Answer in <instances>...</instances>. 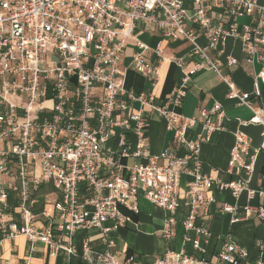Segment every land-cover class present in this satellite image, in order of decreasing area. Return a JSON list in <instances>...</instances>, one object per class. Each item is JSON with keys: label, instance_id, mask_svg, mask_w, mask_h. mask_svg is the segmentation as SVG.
<instances>
[{"label": "built area", "instance_id": "obj_1", "mask_svg": "<svg viewBox=\"0 0 264 264\" xmlns=\"http://www.w3.org/2000/svg\"><path fill=\"white\" fill-rule=\"evenodd\" d=\"M261 2L0 0V247L23 236L32 249L44 244L51 257L64 253L69 261L78 258L87 264H138L134 254L118 251L115 236L135 223L141 197L169 213L166 237H176L181 225L184 244L195 253L212 235L209 224L215 209L221 216L231 215L232 225L254 215L264 221V206L246 204L240 217L238 206H219L216 197V192L229 193L238 201L246 192L249 201L264 198L263 190L249 187L264 150V68L252 72L251 91L240 90L224 70L240 65L225 52L229 38L241 42L253 70L256 62L264 63ZM216 7L222 10L219 15L213 14ZM242 18L250 23L239 31ZM139 25L155 28L164 40L184 39L196 58L187 70L182 61L173 60L183 78L161 106L151 94L129 92L120 80L119 66L132 40L139 49L132 67L156 85L159 68L146 55L154 52L163 59L164 47L160 43L153 50L138 41ZM199 35L205 45L197 42ZM212 52L224 58V67ZM203 71L215 73L227 87V98L252 112L251 120H238L241 128L262 129L259 148L252 147L242 130L234 133L227 166L230 181L204 173L200 158L203 144L224 129L222 105L215 102L193 118L175 111L187 96L192 77ZM132 102L140 103V109L134 111ZM149 112L166 123L173 141L184 149L182 155L169 150L147 155ZM196 125L200 131L193 133ZM113 141L117 151L107 147ZM130 158L147 161L123 163ZM184 174L190 180L183 186ZM80 231L97 233L103 249L92 248L88 237L79 251ZM195 253L169 249L154 264H264L252 262L250 251L230 233L214 261Z\"/></svg>", "mask_w": 264, "mask_h": 264}, {"label": "crops", "instance_id": "obj_2", "mask_svg": "<svg viewBox=\"0 0 264 264\" xmlns=\"http://www.w3.org/2000/svg\"><path fill=\"white\" fill-rule=\"evenodd\" d=\"M264 4V2H261ZM190 3H188L189 5ZM189 8H192V5ZM222 13L221 8L213 9L214 15ZM247 18L238 20L239 31L245 24H249ZM198 31L197 26H193ZM136 39L145 43L153 50L162 43L164 49L162 57L154 52H149L147 60L159 68V74L155 87L151 85L148 77L138 73L132 67L133 56L138 52L135 41H129L124 51L121 64L119 66L120 80L125 84L126 89L139 96L141 94H151L156 105H163L171 96L175 88L179 87L183 78V71L173 60H180L184 63L185 70L191 69L196 58L191 54L190 44L182 38L175 40H164L161 34L153 27L139 25L135 31ZM197 42L205 45L206 41L203 36H198ZM225 52L228 56H232L239 60L240 65L234 70L224 68L226 74L230 76L233 82L240 90L251 91L252 89V72L258 73L264 68V63L256 62L254 70L246 63L245 56L242 52L241 42L229 38L226 42ZM264 56V50L260 52ZM213 57L220 67H224V58L212 52ZM227 87L216 76L215 73L203 71L192 77L187 96L183 100L180 107L175 109L176 112L182 113L186 117H198L201 109L212 108L215 102L222 105L225 112L226 120L224 121V129L214 132L209 143H205L201 150V161L203 164V172L223 181H230L232 176L227 174V166L230 158L231 150L235 144L234 133L242 130L250 139L253 148H259L262 143V129L258 126H247L241 128L238 120L249 121L253 117L251 111L245 107L237 106L236 102L227 98ZM264 97V86H263ZM124 99H127L125 97ZM134 111L140 109V103L132 102ZM150 125L146 132L147 135V155L154 156L169 150L176 156L184 153V149L173 141V135L166 128V123L155 113L149 112ZM200 128L196 125L193 133H198ZM191 132L190 138L196 136ZM132 141L136 142L138 138L133 135ZM108 148L113 151L118 150V143L113 141L108 144ZM137 161L139 163L146 162V158L134 159L130 158L123 161L126 165H132ZM122 176L127 173L122 171ZM190 180V176L184 174L182 176V185ZM249 187L255 190L264 191V150L260 152L254 172L250 179ZM219 206L229 204L238 206L240 209L238 214L244 216L242 207L246 204L252 207L264 206V198L257 196L249 201L247 193L244 192L238 198V201L229 193L216 192ZM141 214L136 216L135 223L127 225L126 228L120 230L115 236L118 251L124 254H134L138 264H154L156 259L167 250H187L194 254L192 250H188L184 244L185 232L181 225L176 227V237L168 239L164 234L165 221L169 216L162 209L152 205L145 198H140ZM52 210V207H49ZM209 224L211 237L203 242V250L196 252V256L214 261L222 246L224 236L230 233L233 240L243 247H246L251 254L252 262L264 261V221L257 215L249 219H245L239 223L232 225L230 223L231 215H219L218 209ZM88 237L92 238L91 247L95 250H102L103 246L98 239L97 233H87L80 231L76 235V244L81 250L82 243ZM87 264L78 258L69 261L64 253H60L57 257H51L48 248L44 244H37L32 249L28 240L21 236L11 243H5L0 247V264Z\"/></svg>", "mask_w": 264, "mask_h": 264}, {"label": "rangeland", "instance_id": "obj_3", "mask_svg": "<svg viewBox=\"0 0 264 264\" xmlns=\"http://www.w3.org/2000/svg\"><path fill=\"white\" fill-rule=\"evenodd\" d=\"M93 233V232H92Z\"/></svg>", "mask_w": 264, "mask_h": 264}]
</instances>
